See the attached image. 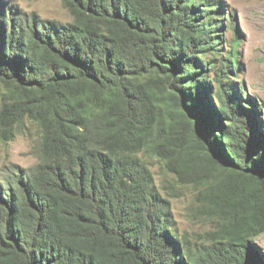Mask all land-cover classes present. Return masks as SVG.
<instances>
[{"label":"trees","instance_id":"obj_1","mask_svg":"<svg viewBox=\"0 0 264 264\" xmlns=\"http://www.w3.org/2000/svg\"><path fill=\"white\" fill-rule=\"evenodd\" d=\"M59 1L69 22L0 0V140L36 160L0 175V264H264V132L222 1ZM144 152L196 190L201 245Z\"/></svg>","mask_w":264,"mask_h":264},{"label":"rangeland","instance_id":"obj_2","mask_svg":"<svg viewBox=\"0 0 264 264\" xmlns=\"http://www.w3.org/2000/svg\"><path fill=\"white\" fill-rule=\"evenodd\" d=\"M221 1L224 14H229L233 19L239 40L236 46L238 69L232 72L230 79L234 85L242 86L248 97L260 108L257 116L264 132V0ZM2 3L6 5V11L9 8H18L41 19L63 23L70 21L59 0H2ZM222 19L225 20L226 15H222ZM224 30L226 32H218L223 35L222 55L230 51L232 40V32L225 28ZM30 146L26 136L20 134H16L10 141L0 140V175L15 168L33 167L36 160L30 155ZM140 159L151 172L156 188L170 202L176 235L186 239L194 247L201 245L205 233L215 229L214 225L192 216L196 215L194 210H197V206L193 204L196 190L191 185L179 184L173 174L168 173L165 162L159 157L144 152L140 154ZM255 242V246L264 255V233Z\"/></svg>","mask_w":264,"mask_h":264}]
</instances>
